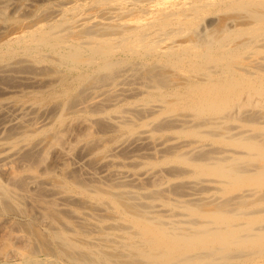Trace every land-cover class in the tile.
I'll list each match as a JSON object with an SVG mask.
<instances>
[{
	"label": "bare ground",
	"instance_id": "bare-ground-1",
	"mask_svg": "<svg viewBox=\"0 0 264 264\" xmlns=\"http://www.w3.org/2000/svg\"><path fill=\"white\" fill-rule=\"evenodd\" d=\"M0 264H264V0H0Z\"/></svg>",
	"mask_w": 264,
	"mask_h": 264
}]
</instances>
